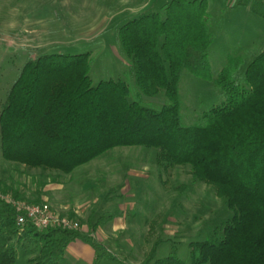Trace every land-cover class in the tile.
Segmentation results:
<instances>
[{
	"label": "trees",
	"instance_id": "1",
	"mask_svg": "<svg viewBox=\"0 0 264 264\" xmlns=\"http://www.w3.org/2000/svg\"><path fill=\"white\" fill-rule=\"evenodd\" d=\"M116 40L141 95L164 99L162 107L129 102L123 80L93 86L90 53L41 55L24 64L2 105L3 159L70 174L115 148L153 149L163 168L189 167L233 217L214 232L220 239L190 243L188 263L158 260L154 247L143 264H264V50L240 77L224 68L215 83L225 102L204 113L202 124L187 126L179 84L185 71L208 69L215 37L207 1L169 0L120 26ZM17 216L0 197V264H15L19 245L30 255L27 264H63L78 240L101 249L79 231L20 226Z\"/></svg>",
	"mask_w": 264,
	"mask_h": 264
},
{
	"label": "rangeland",
	"instance_id": "2",
	"mask_svg": "<svg viewBox=\"0 0 264 264\" xmlns=\"http://www.w3.org/2000/svg\"><path fill=\"white\" fill-rule=\"evenodd\" d=\"M206 1L215 41L209 49L208 69L195 74L185 71L179 84L181 114L187 126L202 124L204 113L225 102L215 83L224 68L243 75L251 59L264 50V17L252 11L255 6L264 12L262 0ZM148 2L0 0V111L27 61L45 54L80 53L92 54L93 86L123 80L129 87V102L159 110L165 100L141 95L118 49L115 31L137 12L144 14L142 6H137ZM67 13L74 23V37L61 38L40 49L37 46L49 42H25V31L28 36L37 35L42 25L55 21L57 14L59 28H64ZM92 24L94 30L78 34ZM92 35L98 38L86 45ZM0 183L4 191L8 190L3 193L0 188L1 198L47 204L77 222L80 232L101 246L95 251L92 242L78 240L68 246L63 264H143L154 247L158 260L176 256L188 263L190 243L220 239L214 232L233 217L210 186L193 178L189 167L165 169L157 163L156 151L143 147L115 148L73 173L61 174L5 161L0 141ZM13 193L19 199H14ZM59 203L67 204L62 212L56 206ZM83 245L94 250V261L88 251L79 254ZM21 246L15 264H27L30 258Z\"/></svg>",
	"mask_w": 264,
	"mask_h": 264
},
{
	"label": "crops",
	"instance_id": "3",
	"mask_svg": "<svg viewBox=\"0 0 264 264\" xmlns=\"http://www.w3.org/2000/svg\"><path fill=\"white\" fill-rule=\"evenodd\" d=\"M149 2L148 3H146V4H141V5H138L137 6V8H140L141 6V9H143L144 10V12L145 13H150V11H149V9H156V8H158L159 6L161 7L164 3H166V2H168L169 0H148ZM161 2V3H160ZM155 11V10H154ZM154 11H151V12H154ZM137 11H135V13H136ZM57 13V12H56ZM138 13L139 12H137V15H136V17H138L139 15H138ZM136 17H134V18H136ZM65 24L63 25L64 26V28H59V16H58V14H57V16L55 17V21H53V20H50V21H48L47 23H45L44 25H42L41 26V30L40 31H38L39 33H37V35H35V36H28V32L27 31H25L26 32V35H25V37H26V39H25V42H29V41H31V42H41V41H45V42H49V43H46V44H44L43 46H37V48L38 49H40V48H42V47H47L48 46V44H50V43H53V41H58L59 39H61V38H69V37H74V35H75V33H74V29H71L72 28V23H73V21H72V19L70 20V13H67V14H65ZM131 20V19H130ZM129 21V20H128ZM126 23V22H125ZM124 23V24H125ZM74 24V23H73ZM93 25V24H92ZM89 26V28L88 29H86V30H83V31H80L78 34L79 35H81V34H85V32H90V31H92V30H94V28L93 27H95V25H93V26ZM71 26V27H70ZM122 26V25H121ZM61 29V30H60ZM117 29L118 28H116L115 29V31H117ZM102 33H104L105 32V30H103V31H101ZM72 34H74V35H72ZM82 36V35H81ZM24 37V38H25ZM93 35L92 36H90L89 38H87V44L86 45H90L91 43H93L94 41H96V39L98 38V36L97 35H95L93 38ZM93 39V40H92ZM73 40V39H72ZM91 40V41H90ZM22 42V41H21ZM22 46H24V44L22 45ZM28 46V45H27ZM30 47V46H29ZM31 47H33V46H31ZM34 48V47H33ZM36 48V49H37ZM119 51V50H118ZM118 54H119V52H118ZM57 188V187H56ZM52 189H55V188H52ZM57 207H59L60 208V210L59 211H63L62 210V208L63 209H65V208H67V204L66 205H64L63 203H59L58 205H56ZM70 207V206H69ZM100 219H102V218H100ZM103 220V219H102ZM102 231V230H101ZM76 242V241H75ZM71 244H73V243H71ZM70 244V245H71ZM69 245V246H70ZM82 251H88L89 252V259L90 260H92V261H94V259H95V252H94V250H92V248H89L88 246H85V245H83L82 247H81V251L79 252V254H82Z\"/></svg>",
	"mask_w": 264,
	"mask_h": 264
},
{
	"label": "built area",
	"instance_id": "4",
	"mask_svg": "<svg viewBox=\"0 0 264 264\" xmlns=\"http://www.w3.org/2000/svg\"><path fill=\"white\" fill-rule=\"evenodd\" d=\"M10 206L15 209L19 216H17V224L25 226L32 225L38 230H46L48 228H61L64 230L81 231L77 222L68 219L53 211L47 204H28L24 202H15L10 198L3 197Z\"/></svg>",
	"mask_w": 264,
	"mask_h": 264
}]
</instances>
